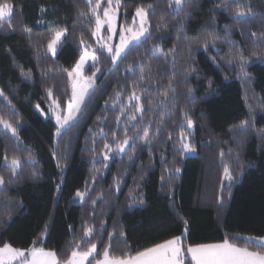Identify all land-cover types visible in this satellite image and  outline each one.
Listing matches in <instances>:
<instances>
[{"label": "trees", "instance_id": "obj_1", "mask_svg": "<svg viewBox=\"0 0 264 264\" xmlns=\"http://www.w3.org/2000/svg\"><path fill=\"white\" fill-rule=\"evenodd\" d=\"M12 2L18 9L13 21L16 31L0 29V88L12 100L17 115H12L13 110L2 97L0 115L14 123L18 121L20 140L16 141L11 133L0 128V174L6 179L10 175L3 161L5 154L19 156L23 166L12 183L0 189V246L11 243L15 247H30L47 226V235L42 238L44 246L64 255L74 237L81 235L84 221L96 226L98 241L106 242L113 228L117 233L122 229L128 247L117 240L113 247L118 253L142 250L182 235L184 220L188 222L187 244L219 243L227 236L243 246L244 238L248 236H264V139L252 130L241 134L240 129L234 127L249 118L246 95L254 106L253 96L264 98V49L254 44L250 35L251 32L258 35L264 32V0H251L254 15L242 18L239 23L234 12L228 10L234 8L235 0H193V7L187 10L190 13L185 24L186 35L190 38L187 41H177L175 27L185 13L174 16L168 0H126L129 18L136 6L151 4L156 13L152 17L153 25L159 23L163 15L168 30L156 31L154 28L153 40L132 51L126 63H132L135 76L126 71V63L114 67L106 53L101 55L95 98L87 112L78 117L76 127L59 138L55 136V122L44 119L35 105L39 104L48 113L50 102L46 88L55 85V94L64 100L66 89L70 93V83L63 73L57 72L54 76L52 73L42 76L41 73L47 72L48 68L55 71L58 66L70 69L74 65L80 54L78 38L82 29L85 39L93 42L83 24L72 28L78 10L85 8V0ZM247 2L241 0V3ZM41 8L47 11L42 14ZM40 20L44 22L39 23ZM52 24L69 27V34L54 58L43 54L45 37L50 34ZM23 26L32 29V41L22 31ZM205 29L219 37L216 47L209 45L207 51L196 46V39L203 38ZM229 40L242 48L246 56L253 51L261 54L251 56L247 66L252 77L250 81H242L235 64L226 62L231 47ZM37 41L41 45L39 59L35 50ZM153 43H158L164 53L173 47L179 53L173 81L177 103L168 111L163 105L155 111H147L145 105L146 115L140 123H152L149 134L155 139L151 151L143 143H137L132 160L115 153L107 161V169L94 173V168H102L99 128L103 127L104 132L109 133V143H112L111 132L117 129L118 108L106 107L105 101L116 91L130 92L133 80L138 79L137 66L141 61L146 65L151 62L154 67L159 65L152 73L161 77L151 87L154 101L155 88L168 82L172 68L162 61L151 60L149 50ZM188 43H192V58L186 51ZM213 57H216L215 61ZM17 65L24 71L31 70V79L22 76ZM189 65L195 71L186 73ZM145 71L147 73V68ZM188 88L193 89L191 94ZM126 98L125 95L122 99ZM260 102L264 103V99ZM184 112H188L194 121L192 131L184 128L186 133H191L187 140L196 148L193 155L182 153L180 149L179 132L184 124ZM161 114L165 116L164 124L159 135H155ZM97 116L106 119L97 121ZM254 117L255 127L264 128V109L257 107ZM125 119L121 117V121ZM93 147L97 150L95 155ZM221 152L225 154L223 160ZM29 153L35 163L28 160ZM57 160L61 167H57ZM225 162L234 176L230 185L223 178ZM175 168L180 169L179 173L174 171ZM34 170L36 176L32 175ZM116 178L122 181L119 192L115 190ZM77 191L87 192L83 202L76 197ZM130 193L143 203H132ZM101 194L102 198L97 199ZM221 195L224 197L222 204L219 201ZM92 200H96L95 206ZM6 205L11 210L10 219Z\"/></svg>", "mask_w": 264, "mask_h": 264}, {"label": "snow or ice", "instance_id": "obj_2", "mask_svg": "<svg viewBox=\"0 0 264 264\" xmlns=\"http://www.w3.org/2000/svg\"><path fill=\"white\" fill-rule=\"evenodd\" d=\"M126 0H85V8L79 9L77 12V20L72 23V28L76 29L77 24H83L92 38V43L85 39L84 30L80 31L79 47L80 54L78 60L69 69L63 66H58L54 71L48 68L47 72H42L41 75L45 76L52 73L53 76L58 73H63L70 83V93L66 89V98L62 100L60 96L54 92L55 85L46 88V97L50 102L48 104V113L54 118L56 124L55 136L57 138L65 135L68 131L76 127L78 117L87 112L88 106L95 98L98 91L97 74L101 72L100 56L107 54V59L111 61L112 66L116 67L119 64H125L132 51L136 48L143 47L149 41L153 40V29L160 31L161 29L167 31L168 23L165 21L163 15L160 16V22L153 25L152 17L156 15L153 5H140L136 6L134 14L129 18L127 16V9L125 7ZM198 6V5H197ZM221 7L223 5H217ZM168 7L172 9L174 16H179L185 13L181 22L175 25L177 41L189 40L186 35L185 24L187 23L190 13L188 9L193 7V0H168ZM237 17V23L242 18L249 15H254L252 11L251 0L247 3H241V0H235L234 8H229ZM18 9L12 0H0V29H7L8 31L15 32L16 28L13 26V21ZM41 13L47 11L45 8L40 9ZM123 12V16L121 13ZM43 23V20L38 21ZM227 29V26H225ZM22 31L27 36L29 41H32L34 33L32 29L27 26L22 27ZM49 35L45 37L46 44L43 45L44 55L50 54L55 57L57 49L62 45V42L69 34V27L67 24H52L49 28ZM230 35V32L228 33ZM243 35V33H242ZM250 35L254 38L253 43L259 45L264 49V32L259 35L256 32H251ZM219 39L214 33L205 29L203 38L196 39V46L208 50L209 45L213 48L216 47V42ZM227 40L228 37L226 36ZM231 45L227 53V63L235 64L238 70L239 77L242 81H250L251 74L247 70L250 63L251 56H259L260 53L253 51L250 56L244 54V50L232 41H228ZM41 45L37 41L35 50L37 58L39 59ZM151 60L162 61L172 68L171 73L167 77V84L155 88L156 101L153 100L151 94V87H153L161 77L152 75L159 65L155 67L149 62L147 65L141 61L138 64L139 76L134 79L129 93L116 91L114 96L109 97L105 101L106 107L118 108L119 115L116 116L117 129L111 132L112 143L108 142L109 133H105L103 127L99 128L102 138V147L99 149V154H102V159L99 161L102 168H94V173L101 172L102 169L108 168V163L112 159V153L126 155L129 160H132L136 153L137 143H143L151 151V145L155 136H150L149 130L152 128V123L148 122L141 124L144 120L147 111H155L159 106L163 105L164 110L172 109L177 103L176 85L173 81L176 79V66L179 53L176 48L169 49L167 53L160 50L158 43H153L151 49ZM186 51L189 58L192 53V43L186 45ZM216 57H213L215 61ZM20 67L21 75L26 79H31V70L24 71ZM147 68V73L145 69ZM87 69V71H86ZM126 71L136 75V70L133 68L132 63H126ZM186 73L195 71L189 65L185 70ZM90 73V74H88ZM209 81V87H211ZM188 93L191 94L193 89L188 88ZM145 93H148L146 96ZM126 95V100L122 99ZM0 97L7 103V107L12 111V115L17 113L15 105L12 100L6 95L4 89L0 88ZM256 101L255 106L249 102V98L245 96V103L248 107L249 118L240 121L234 127L240 129L241 134H246L249 130L254 131L258 136L264 139V128H256L254 124V113L257 107L264 109V103L261 99L253 96ZM112 101V104H109ZM37 111L47 117L44 109L39 104L35 105ZM184 124L181 125L179 132V144L182 153H194L196 148L187 140L191 133L184 131L185 126L188 129L194 127V121L188 114L184 112ZM139 116V120H138ZM121 117H126L121 121ZM106 119V117L97 116V121ZM165 116L160 115V119L155 128V135H159L161 126L164 124ZM135 122V123H133ZM18 121L14 123L11 119L5 118L0 115V128L6 132L11 133L16 141L20 140L19 131L17 127ZM122 125V126H121ZM130 128L132 134H130ZM89 132L92 129L89 128ZM119 133V135H118ZM171 139V135L168 136ZM96 141L93 138L92 144L95 145ZM93 154H97L95 147L92 148ZM55 155V151L53 152ZM224 153L221 152L220 156L223 160ZM28 160L35 163L34 157L31 153L28 155ZM4 165L7 167L10 175L6 179L4 175L0 174V189L5 188L9 183L13 182V178L19 175V169L22 168L21 158L17 155L9 157L7 154L3 156ZM57 167H61L60 160H57ZM174 171L179 173L180 169L175 168ZM224 180L231 184L234 179L230 166L225 162L223 165ZM33 176L37 175L34 170ZM163 180L164 177L162 176ZM95 182V175L91 178ZM119 178L114 180L116 192L120 191ZM59 190V185H57ZM223 192V187L221 188ZM76 197L80 202H83L87 192H76ZM98 196L97 199H101ZM230 195V193H229ZM132 203H143V200L130 193ZM224 197L221 195L219 201L222 204ZM93 206L96 200H92ZM7 217L11 218V210L5 206ZM187 220H184V232L182 235H176L163 242L156 243L151 247H145L142 250H128L117 252L113 245L120 240L125 248L128 247L126 234L121 229L117 233L116 229L107 235L106 242L97 240V229L94 224L87 221L82 223V233L77 238L74 237L73 242L67 249L66 254L62 255L52 248L45 247L43 244V237L47 235V226L41 232L40 237L32 242L30 247H15L11 243H4L0 246V264H264V236H248L244 238L243 246L228 239L227 236L219 243H200V244H187L186 238L188 235ZM71 228V225H69ZM74 231V229H73ZM100 231H103L101 226ZM98 243L100 249L98 250Z\"/></svg>", "mask_w": 264, "mask_h": 264}, {"label": "rangeland", "instance_id": "obj_3", "mask_svg": "<svg viewBox=\"0 0 264 264\" xmlns=\"http://www.w3.org/2000/svg\"><path fill=\"white\" fill-rule=\"evenodd\" d=\"M42 117H43L44 119H48V118H49V119H52V120L55 122L54 118L51 117V114H50V113H48L47 117L44 116V115H42ZM192 130H193V128L190 129V131H192ZM114 154H115V153H112V155H114ZM193 154H194V153H187V155H193ZM225 182H226V183H229V182L226 181V180H225Z\"/></svg>", "mask_w": 264, "mask_h": 264}]
</instances>
